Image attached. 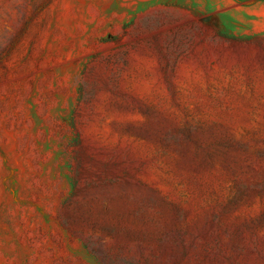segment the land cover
<instances>
[{"label":"rangeland","instance_id":"1","mask_svg":"<svg viewBox=\"0 0 264 264\" xmlns=\"http://www.w3.org/2000/svg\"><path fill=\"white\" fill-rule=\"evenodd\" d=\"M254 1L0 0V264H264Z\"/></svg>","mask_w":264,"mask_h":264},{"label":"crops","instance_id":"2","mask_svg":"<svg viewBox=\"0 0 264 264\" xmlns=\"http://www.w3.org/2000/svg\"><path fill=\"white\" fill-rule=\"evenodd\" d=\"M238 2L239 0H229L228 3L231 4L232 7L224 11L226 12L227 18L240 20L242 17L240 13L243 10V6ZM250 9L253 24L257 21H264V0L254 1L251 3ZM233 27H236V29L238 28L237 25H232L231 28L233 29Z\"/></svg>","mask_w":264,"mask_h":264}]
</instances>
